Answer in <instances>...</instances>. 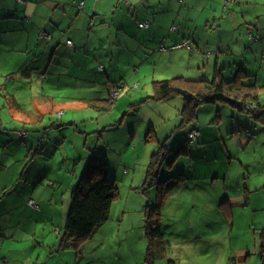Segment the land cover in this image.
Segmentation results:
<instances>
[{
	"label": "rangeland",
	"instance_id": "374dc122",
	"mask_svg": "<svg viewBox=\"0 0 264 264\" xmlns=\"http://www.w3.org/2000/svg\"><path fill=\"white\" fill-rule=\"evenodd\" d=\"M17 1L23 5H18ZM26 1H35L36 5L30 19L21 13L25 11ZM169 1L104 0L96 14L87 7L79 9L78 0L0 2V6L5 5L22 14L15 23L3 25V34L0 30V129L12 130L3 132L5 138L0 137L4 139L0 140V148L5 145L7 136L13 134L11 140L14 142L7 153L18 154L19 159L9 157L7 163L13 165L17 159L15 164L22 166L18 178L8 188L13 190L24 173L34 179V185L40 186L39 190L48 188L50 200L54 191L55 201L59 204L52 213L57 224L38 223V227L22 234L26 242H20V249H16L14 255L0 257V262L264 264V125L228 102H224L225 108L221 109L219 103L200 105L198 118L184 121L181 114L184 98L181 94L167 100L153 98L154 81L180 75H194L198 77L195 79H201L207 70L210 74L206 79H211L216 64L215 49L220 44L217 40H222L225 47L239 44V66L254 74L249 80L245 79L246 83L264 85V0H230L225 18L222 17V1L214 26L222 21L223 27L229 29L232 24L235 25L237 29L233 31H213L210 26L205 31L208 11L204 9L195 12L192 9V21H183V17L177 19L172 12L180 9L182 4L178 0ZM169 8L174 9L169 11ZM187 9L188 5L183 7L182 14L187 16ZM83 12L88 18L81 14ZM98 13L102 16L93 22L92 18L98 17ZM151 15L154 17L152 20H145ZM164 17L170 18L165 29L162 28ZM140 21H148L149 25L139 27ZM210 21L213 23V18ZM34 22L39 28L35 32L22 29L35 28ZM157 22L160 34L165 32V36L176 32L178 27L180 33L186 35L192 30L199 39V48L193 44V53L184 47L159 51L164 36L159 38L158 35L148 36L146 40L124 39L123 32L137 37L149 34ZM172 23L177 26L176 30H170ZM43 29L55 32L56 42H60L55 46L57 51L53 56L51 72L46 71L45 65L39 70L35 68L52 55L51 45L55 43L36 45ZM251 29L254 37L251 36ZM27 34L30 35L28 47L25 45ZM68 37L72 42L79 37L88 41L87 50L84 51L85 46L83 48L84 55H73L75 60L72 65L65 60L66 51L71 52L65 45ZM233 37L239 42L232 43ZM95 42L101 48L94 46ZM208 49L211 50L209 54ZM225 51L229 53L228 48ZM93 58L94 66L91 63ZM188 58L191 65H196L191 70L187 68ZM24 63H27V68L22 73L20 66ZM100 63L105 65L106 72L112 74L109 79L111 77L118 83L126 84L108 112L88 107L85 100L99 93L105 94L103 98L111 95L107 85L113 80L106 85L108 75L94 69L99 67L102 70ZM114 64L117 67L113 69ZM141 64L143 68L138 72ZM226 68L228 72L229 66ZM236 74L237 68L231 76ZM45 76L47 79H44ZM75 78H90L97 82L85 86L79 83L77 86L73 82ZM74 92L80 97L76 102L70 98ZM261 94L264 99V91ZM62 96L68 97L69 102L63 101ZM50 97L60 98L56 108L46 105ZM13 98L21 104L20 107L13 104ZM211 106L214 107L211 109ZM57 109H63L64 118L58 116ZM238 121L249 129L243 128L245 132L241 130L239 134L237 131L232 133ZM203 122L208 127L204 144L201 141L190 143V154L180 157L190 161L191 168L179 178V185L164 198L161 236L155 244L154 258L149 260L145 209L149 203L156 202L157 194L155 187L145 185L150 162L161 152H166L168 156L170 148L184 140L187 131ZM21 129L26 131V136L20 137V133L16 132ZM149 129L150 139L146 140ZM251 131L254 135L250 134ZM26 137H29L28 144L24 143ZM93 153L106 155L108 176L114 178L117 185L109 218L92 237L63 241L71 190L81 178ZM166 159L159 164L158 177L161 180L175 173L172 167H167ZM43 175H49L48 179ZM23 184L16 191L25 192ZM18 196L23 197L22 194ZM3 199L4 196L0 197V205Z\"/></svg>",
	"mask_w": 264,
	"mask_h": 264
},
{
	"label": "trees",
	"instance_id": "16d2710c",
	"mask_svg": "<svg viewBox=\"0 0 264 264\" xmlns=\"http://www.w3.org/2000/svg\"><path fill=\"white\" fill-rule=\"evenodd\" d=\"M81 2H79V8L83 7V4L80 6ZM174 26L175 28L171 29L170 27V30H176L177 26ZM252 32L253 30L251 29V36L254 35ZM185 41L189 42V48H184L193 52L194 42L191 38H185V40L167 48H181L178 46ZM217 67L215 66L211 79H187L182 76H176L170 79L154 81L155 95L153 98L167 100L175 94H181L184 98V105L181 109L184 121H193L198 118L197 110L200 105H205L206 103L218 105L217 103H219L221 104L220 106H223L224 102H228L236 106L240 111L247 112L255 122L264 125V99L261 94L264 91V88H262L264 85L260 86L256 82L246 83L245 79H249L250 75L243 70H238L233 78L226 79ZM112 87L121 89L120 95L126 88V84L123 82ZM115 97L110 95L108 98L88 99L86 100V105L100 112H108L114 106ZM227 99H235V101L232 103ZM142 101H145V99ZM63 112V109L57 111L58 116L62 117ZM242 126L245 129L248 128L244 123H242ZM194 131H198L199 135L196 140L190 141L189 134ZM150 133L151 129L146 134V140L150 139ZM250 134L254 135V131H251ZM200 135L199 128L194 126L187 131L184 140L170 148L168 156H166V152H161L158 158L153 157L150 162L145 185L147 187H155L157 194L156 202L154 204L149 203L145 209L149 260L154 258L155 244L161 236V211L164 198L167 193L179 185V178L184 175L182 173H171L168 177L161 180L158 177L159 164L167 158L165 162L167 167H173L181 156L190 154V143L198 141ZM108 168L106 155L93 153L89 156L81 178L71 190V201L66 214V232L63 241L90 238L108 220L113 199L117 194L115 179L108 176ZM30 200L34 199L30 198L27 201L28 204ZM151 262L153 263V261Z\"/></svg>",
	"mask_w": 264,
	"mask_h": 264
},
{
	"label": "crops",
	"instance_id": "0c3cea01",
	"mask_svg": "<svg viewBox=\"0 0 264 264\" xmlns=\"http://www.w3.org/2000/svg\"><path fill=\"white\" fill-rule=\"evenodd\" d=\"M4 1L5 0H0V2H4ZM81 1L83 2V7L79 8V9H84L87 7L89 9H93L95 14H96L97 11L99 10V8H98L99 5L102 6L104 0H78V2H81ZM171 1H169V3ZM178 1H180V3L182 4L181 8L175 12H172V13H175V15L177 16V19L183 17L182 18L183 21H186V20L192 21V20H190V18L193 17L192 16V9H194V12L195 11H202L204 9L206 12L208 11L206 24H205V27H206L205 31L209 28V26L212 27L210 30H213V31H215V30H219V31H224V30L225 31H231L232 30L233 31V30L237 29L235 27V25H233V24H232L231 29H229L230 27H225V26L223 27L222 21H220V23H219V25H217V27L214 26L216 24V20H218L217 13L222 6L221 2L222 1L224 2L223 9H222V13H224V15H222V17L225 18V14H226L227 8L229 6L230 0H178ZM17 4L23 5L19 1H17ZM29 5H33V6H29ZM187 5H188V9H187V16H186V13H184V14H182V13H183V7H187ZM0 7H1L0 8V26H1L0 30H1V33L3 34L4 33L3 25H6L7 23H11V22L15 23L17 21V19H19L18 16L22 15L21 13H24L25 17H28L30 19L31 16L34 15L36 5H35V1H26L25 11H23L21 13H19V12L15 13L14 10L9 9L5 5L0 6ZM166 9L168 10V7H166ZM170 9L173 10L174 8H169V11H170ZM232 11L234 13H236L234 8H232ZM12 12H14V13H12ZM104 12H107V11L104 10ZM81 14H83L86 18H88L87 13L83 12ZM100 16H102V13H98V17L94 16L92 18L93 22H96V19L99 18ZM153 18H154L153 15H151V17H147L145 20H150V19L152 20ZM211 18H213V23H210ZM168 19L170 22L169 17H164L162 19L163 20L162 21V23H163L162 28L163 29H165V27L168 26V24H169ZM140 22H142V21H140ZM158 23L159 22L155 23V27H153L149 31V34L144 33L140 37H137L136 35L134 36L133 34H131L129 32L128 33L123 32L122 34L124 35V39H126V40H128V38H132V37H133V39L139 38L140 40H146V38L148 36H151V35H158L159 38L161 36H164L162 44L158 47L159 51H165V50L160 49L163 45L167 48V47H170V46H172V45H174V44H176L182 40H185V38H191V40L194 42V44H196L197 48H199V45L197 43V40H199V39L195 37V33H192V30H191V32L189 30V32L186 35L185 33H180V29L178 27L176 32H170L168 34V36H165V32L160 34L161 28L158 25ZM173 24H175V23H172V25ZM33 25L35 26V28H33V29L29 30V28L26 29L25 27H22V29L24 28V30L33 33L36 31V29H39L37 27L38 25L35 22L33 23ZM172 25H170V27ZM238 27H239V25H238ZM187 29H188V27H187ZM140 33H141V31H140ZM252 33H254V31ZM27 35L28 36H26V37L28 39L25 42L26 47H28L30 45V35L29 34H27ZM55 36H56L55 32L50 33V32H47L45 29L40 31L39 36H38L39 38H38V41L36 43V45L39 44V45H37L38 47L41 46L40 43H45L46 46H48L53 41H55V43L53 45H51L52 46V52H51L52 55L51 56L49 55V58H47L44 63H40L38 67H35V68H38L37 70L41 69V67L45 65L46 66L45 69L47 72L52 71V69H53L52 60H53V56L56 54V51H57V48L55 46L60 44L59 41L56 42ZM0 37H2V36H0ZM79 38L80 39H78L77 41H75V42L73 41L72 45L67 44V41L72 40V39L69 37L66 39L65 45L67 46L68 49H71L72 53L69 52V50H67L66 53L68 55L65 56V60L69 61L70 65L74 64L75 59H73V57H74L73 55H84L83 54L84 46H85L84 51L87 50L86 46L88 45V41H86L84 39V37H79ZM1 39L2 38H0V43H1ZM233 39L235 40V38L234 37L232 38V43L239 42V40L234 41ZM99 40H101V38L98 39V42H100ZM217 41H219L220 44H218L217 49H215L216 50L215 51L216 52V64H215V66L216 67L218 66L217 68L221 71V74L223 75V77H225L226 79L233 78L234 76H231L232 72L235 68H237V72H238V70H243L244 72H246V74L250 75V77H249V79H250L252 77V75H254V74H252L253 72L246 71L243 66H239V44H238V46L236 45L235 47H232L230 45L225 47L226 44H224L222 42V40H217ZM94 46H96L97 48H101V46L99 45V43L97 44V42H95ZM1 48H2V44H0V50H1ZM226 48H228L229 53H226V51H225ZM39 51L41 52L42 50H39ZM170 51H172V50H170ZM133 52L137 53L136 50H134ZM189 52H190V50H189ZM193 52H190V53H193ZM210 52H211V50L208 49L207 53L209 54ZM180 53H179V55H180ZM43 56L45 57V55H43ZM227 57H228V59H226V61H227L226 62L225 58H227ZM91 60H92L91 63L93 62V66H94L96 64L94 61V58ZM188 60H189V58H188ZM209 63H210V60H209ZM57 65H59V64H57ZM103 66H104V69H102V70L99 67H98V69H97V67H94V69H96V71L105 72L106 76L108 75L107 76V78H108L112 74L106 72L105 65H103ZM195 66L196 65H191V59H190L187 63V68L189 70H191ZM227 66H229L228 72H226ZM116 67H117V64H114L112 66L113 69ZM26 68H27V63L22 64L20 66L21 72L24 73V70ZM84 68H87V67H84ZM142 68H143V64H141V66L139 67L138 72H140ZM136 70L137 69H135V72H136ZM207 71H205L204 75H202V77H200L201 79H203V78L206 79V76H209L210 72H207ZM214 71H215V67H214ZM214 71H213V74H214ZM227 74H229V75H227ZM180 76L185 77L187 79L198 78L196 76L194 77V75H186V76L180 75ZM131 77H132V79H134L133 76H131ZM164 77L169 78L168 75H165ZM44 79H47V76H45ZM249 79H247V80H249ZM109 80L110 81L113 80L112 83ZM73 82H76L77 86L79 83H82V86H85L86 84L94 85V84H96L97 80L90 79V78H88V79L75 78L73 80ZM73 82H72V84H70V86L73 85ZM126 82H128V81H126ZM121 83L122 82L118 83L115 79H113L111 77H110V79L108 78L106 85L108 84L107 87H108L109 93H110V88L113 85H116V84L119 85ZM248 83H250V82H248ZM104 95L105 94L99 93L95 96L88 97L85 100L103 98ZM70 98H74L73 102H76V99H80V97H78L75 94V92L73 93V96H71ZM14 99L15 98H13V104L16 107H20L21 104ZM54 99L55 98L50 97V99L46 102V105H51L52 108H56V105H57L56 102L58 103L60 98L59 99L56 98L55 100ZM62 99H63V101L69 102V100H67L68 97H66V96H64V97L62 96ZM67 107L69 108L70 106H67ZM213 107L211 106V109ZM219 108L221 109V108H225V107L220 106ZM59 110L60 109H57V111H59ZM62 118H64V116H62ZM218 118H219V115H218ZM198 120L200 121V119H198ZM199 124L200 125H195L196 127L199 128L200 134H201L198 142L201 141L204 144V140H205L204 138L206 136V130L208 129V127L205 125L206 124L205 122L199 123ZM243 128L244 127L242 126V124L239 123V121H238L235 125V128L232 129L234 131H231V132L234 133L237 131L238 134H239V131H241V130H243L245 132V129H243ZM5 131H12V130L6 129V128H1L0 129V135H2V136H0V137L5 138V134L3 133ZM21 131H24V130L21 129ZM21 131L17 130L16 132L19 133ZM9 133H11V132H9ZM11 135L13 136V134H11ZM11 135L9 134V136H7V140L4 143L5 145L2 146V148H0V197L4 196L2 205H0V257H3V258L7 257L9 254L14 255V252L17 251L16 249L19 250L21 247L20 242H26V240H23L24 238L22 239V234L26 233L27 231L34 228L35 226L38 227V225H37L38 223H40V222H48V223L55 222L56 224L58 223L55 216L52 215L55 208L59 205L55 201L56 193L54 191L51 192L53 198L50 200V192H49L48 188H42L39 190L38 187H40V186L36 187L34 185V179L28 178L27 174L25 175L24 173L22 174V178L18 179V182L14 184L13 190H10L8 188L9 186L12 185L14 180H16L18 178L21 167H22L21 165L15 164L17 159L14 160L13 165H11L12 163H7L9 161V157H13V158L18 157V159H19L18 154L9 155L7 153V150L9 149V147L12 146V142H14V140H11ZM19 136L24 137L26 135H20L19 134ZM28 138H27V140L24 139V143L28 144ZM0 140L2 141L4 139H0ZM41 141H42V139H41ZM32 142L33 141H31V144H32ZM17 143H19V142L17 141ZM41 153L42 152H40V154ZM172 168L175 170V173H182V174L186 175V173L188 172V168H191V162L190 161L188 162L186 159L179 158ZM28 176L32 177V175H28ZM48 176L49 175H43V178H45L47 180ZM39 180H40V178H39ZM21 183L25 184V185L23 184L24 186H22L24 188L23 190L25 192L16 191L17 187L20 186ZM37 192H39L38 195H36ZM20 194H22L23 197L18 196ZM12 198H15V199L11 203L10 200ZM30 198L34 199L35 202L37 201L38 205L36 208L27 203V201ZM7 200H8V204L6 205ZM64 206L61 208V212H62V209H64ZM53 218H54V220H53ZM59 222H61V220ZM35 232L37 233V229ZM0 264H4V263L0 262ZM7 264H9V262Z\"/></svg>",
	"mask_w": 264,
	"mask_h": 264
},
{
	"label": "built area",
	"instance_id": "2783aa9c",
	"mask_svg": "<svg viewBox=\"0 0 264 264\" xmlns=\"http://www.w3.org/2000/svg\"><path fill=\"white\" fill-rule=\"evenodd\" d=\"M82 4H83V2H81V5L80 6H82ZM148 24H149L148 21L140 22L139 23V27H145V26H148ZM173 28H175L174 25L171 26V29H173ZM67 44L72 45L73 42L71 40H68L67 41ZM178 47H187V48H189V42L188 41H185L183 44H180ZM173 48L174 47H172L171 49H173ZM160 49L161 50H166V47L163 45ZM100 67L103 69L104 68L103 64H100ZM120 91H121V89L112 87L111 88V95L113 97L114 96H117V95H119ZM19 133H20V135H25V131H21ZM198 135H199V132L198 131L191 132L189 134L190 141L196 140L197 137H198ZM29 205H31V206H33L35 208L37 207V204H36V202H34V200H30L29 201Z\"/></svg>",
	"mask_w": 264,
	"mask_h": 264
},
{
	"label": "water",
	"instance_id": "95a60500",
	"mask_svg": "<svg viewBox=\"0 0 264 264\" xmlns=\"http://www.w3.org/2000/svg\"><path fill=\"white\" fill-rule=\"evenodd\" d=\"M229 100L230 102L234 103L235 99H227Z\"/></svg>",
	"mask_w": 264,
	"mask_h": 264
}]
</instances>
